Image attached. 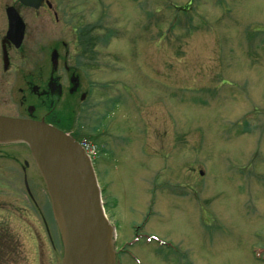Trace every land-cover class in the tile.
Listing matches in <instances>:
<instances>
[{
    "label": "rangeland",
    "instance_id": "374dc122",
    "mask_svg": "<svg viewBox=\"0 0 264 264\" xmlns=\"http://www.w3.org/2000/svg\"><path fill=\"white\" fill-rule=\"evenodd\" d=\"M47 1L68 16L55 26L41 10L48 38L70 42L90 12L96 53L77 60L76 47L73 61L86 99L62 100L57 115L99 152L118 263L264 264V0ZM3 222L10 261L62 264L25 144L0 146Z\"/></svg>",
    "mask_w": 264,
    "mask_h": 264
},
{
    "label": "water",
    "instance_id": "95a60500",
    "mask_svg": "<svg viewBox=\"0 0 264 264\" xmlns=\"http://www.w3.org/2000/svg\"><path fill=\"white\" fill-rule=\"evenodd\" d=\"M39 9L44 0H19ZM9 38L22 21L8 10ZM19 33V36L16 35ZM57 66V54L52 55ZM25 144L44 181L63 249L62 264H116L115 231L105 215L92 163L80 144L44 121L0 116V146Z\"/></svg>",
    "mask_w": 264,
    "mask_h": 264
},
{
    "label": "flooded vegetation",
    "instance_id": "af4514ba",
    "mask_svg": "<svg viewBox=\"0 0 264 264\" xmlns=\"http://www.w3.org/2000/svg\"><path fill=\"white\" fill-rule=\"evenodd\" d=\"M46 8L51 12L55 26L61 19L68 18L59 10L60 7L54 8L47 0L38 10L23 6L18 0H7L0 5V116L44 121L63 131L57 115L59 103L78 95L82 103L86 99L84 92L80 94L82 81L78 73L79 68L73 65L75 48L80 49L77 60L80 57V60L86 59L88 62L87 59L96 53L97 42L90 36L91 25L84 20L86 12H90L84 10L77 14L82 18H74L78 21L81 19L82 25L73 29L70 42L58 40L57 30L48 38L42 21L37 20V18L41 19V10ZM9 9H13L18 14L24 25L19 45L16 43L18 37L14 42L8 36ZM68 20L72 22L73 18L70 17ZM16 35L19 36V33ZM54 53L57 54L56 67L52 63ZM83 96L84 100H82ZM63 132L71 136L73 131ZM50 243H54L52 238ZM0 264H18V261L0 260Z\"/></svg>",
    "mask_w": 264,
    "mask_h": 264
},
{
    "label": "trees",
    "instance_id": "16d2710c",
    "mask_svg": "<svg viewBox=\"0 0 264 264\" xmlns=\"http://www.w3.org/2000/svg\"><path fill=\"white\" fill-rule=\"evenodd\" d=\"M6 223L0 224V260H11L17 256L16 242Z\"/></svg>",
    "mask_w": 264,
    "mask_h": 264
},
{
    "label": "built area",
    "instance_id": "2783aa9c",
    "mask_svg": "<svg viewBox=\"0 0 264 264\" xmlns=\"http://www.w3.org/2000/svg\"><path fill=\"white\" fill-rule=\"evenodd\" d=\"M87 150H88V148H87Z\"/></svg>",
    "mask_w": 264,
    "mask_h": 264
}]
</instances>
